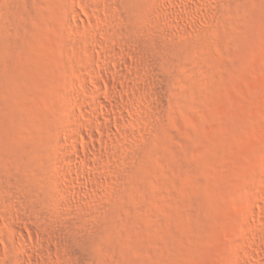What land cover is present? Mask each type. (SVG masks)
<instances>
[{"label": "rangeland", "instance_id": "1", "mask_svg": "<svg viewBox=\"0 0 264 264\" xmlns=\"http://www.w3.org/2000/svg\"><path fill=\"white\" fill-rule=\"evenodd\" d=\"M0 264H264V0H0Z\"/></svg>", "mask_w": 264, "mask_h": 264}]
</instances>
